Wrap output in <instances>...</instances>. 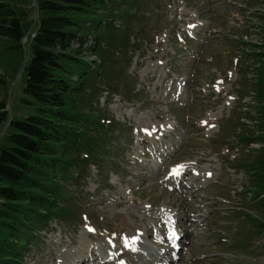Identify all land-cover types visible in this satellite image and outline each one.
<instances>
[{
  "label": "rangeland",
  "instance_id": "obj_1",
  "mask_svg": "<svg viewBox=\"0 0 264 264\" xmlns=\"http://www.w3.org/2000/svg\"><path fill=\"white\" fill-rule=\"evenodd\" d=\"M24 2L29 42L0 37V103L19 119L34 113L25 80L40 27L37 0ZM85 21L83 35L104 37L113 25L127 37L111 48L114 62L90 55L98 67L75 102L84 127L108 142L61 180L78 214L37 219L24 264H264V183L258 193L247 166L264 137L238 141L244 127L264 133L253 93L264 0H116Z\"/></svg>",
  "mask_w": 264,
  "mask_h": 264
},
{
  "label": "trees",
  "instance_id": "obj_2",
  "mask_svg": "<svg viewBox=\"0 0 264 264\" xmlns=\"http://www.w3.org/2000/svg\"><path fill=\"white\" fill-rule=\"evenodd\" d=\"M24 1L0 0V37L13 39L20 46L27 37L23 20L28 11L21 7L27 5ZM125 2L130 6L132 0ZM114 3L116 0H37L40 27L31 42L33 56L26 67L25 94L30 98L24 99L33 106L34 113L24 119L12 118L6 111L7 105L0 103V126L8 125L0 138V264H24L25 251L37 238V219L47 226L57 220L55 216L63 218L64 223V219L78 214L69 210L72 207L68 206V185L61 180H69L80 160L88 163L95 158V150L101 149L99 142H108L103 135L91 134L88 129L94 126L84 127L80 120L85 119V114L75 105L97 68L96 64H88L84 56L101 54L107 63L114 62L111 48L127 38H118L113 25L106 36L102 37V32L95 40L91 34L83 35L80 29L90 24L85 17L109 11ZM102 25L103 20L97 21V28ZM101 40L107 41L110 51L100 49ZM78 63L85 65L83 72L76 71ZM260 69L253 92L258 108L255 126L264 131V64ZM76 75L80 82L75 80ZM87 116L90 121L96 118ZM245 128L237 131L238 141L245 146H251L258 136L264 137V133L255 134L253 130L246 133ZM89 145L86 150L91 154L85 152ZM250 156L253 161L247 166L253 168L258 193L263 192L264 143L252 150ZM97 163L100 165L93 164ZM86 172L84 169L77 174Z\"/></svg>",
  "mask_w": 264,
  "mask_h": 264
},
{
  "label": "snow or ice",
  "instance_id": "obj_3",
  "mask_svg": "<svg viewBox=\"0 0 264 264\" xmlns=\"http://www.w3.org/2000/svg\"><path fill=\"white\" fill-rule=\"evenodd\" d=\"M182 168H183V166H180L178 169L174 170V174L175 175H179L180 174V171L182 170ZM170 236L172 238H177L178 239V237L176 236V233H175L174 230L170 233ZM125 243H127V241H125Z\"/></svg>",
  "mask_w": 264,
  "mask_h": 264
},
{
  "label": "bare ground",
  "instance_id": "obj_4",
  "mask_svg": "<svg viewBox=\"0 0 264 264\" xmlns=\"http://www.w3.org/2000/svg\"><path fill=\"white\" fill-rule=\"evenodd\" d=\"M132 261H133V260H132ZM132 264H136V263L133 261Z\"/></svg>",
  "mask_w": 264,
  "mask_h": 264
}]
</instances>
